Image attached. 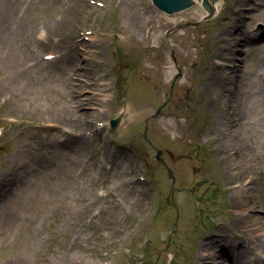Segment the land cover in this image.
Listing matches in <instances>:
<instances>
[{"label":"rangeland","instance_id":"rangeland-1","mask_svg":"<svg viewBox=\"0 0 264 264\" xmlns=\"http://www.w3.org/2000/svg\"><path fill=\"white\" fill-rule=\"evenodd\" d=\"M8 1L19 24L0 39V202L12 207L0 264H195L207 236L243 243L241 211L255 212L224 168L252 164L264 202V140L251 133L264 116V4L219 0L205 21L202 4L170 14L154 0ZM236 36L254 42L229 51ZM212 72L220 81L206 89ZM220 107L249 120L222 136ZM145 131L174 182L133 150ZM17 166L22 189L9 183Z\"/></svg>","mask_w":264,"mask_h":264},{"label":"bare ground","instance_id":"bare-ground-1","mask_svg":"<svg viewBox=\"0 0 264 264\" xmlns=\"http://www.w3.org/2000/svg\"><path fill=\"white\" fill-rule=\"evenodd\" d=\"M2 2L6 5H2ZM18 3L19 0H16ZM249 5H251L252 10L258 9L262 4H264V0H248ZM219 6V0H216L214 3V12ZM11 5L8 0H0V39L7 37V27L8 29L10 28V24L15 17V13L13 17L11 16ZM262 18L263 16L260 15ZM17 13H16V18H17ZM14 23L17 25L19 24V19L13 20ZM20 26V29L18 31V36L22 38V36L25 35L26 32V26L25 23L22 22ZM253 33V32H252ZM257 36V34H256ZM237 42H234L233 44L230 45L229 51H231L234 47H239L238 50L240 53H243L245 51L244 47L247 46V44H250L251 42H254V40H249V38H238L237 36ZM254 39V38H252ZM257 40V39H255ZM258 41V40H257ZM227 63V64H226ZM264 63V62H263ZM225 65V66H224ZM230 65V64H229ZM224 66L227 70L228 66V60L224 59L222 62H218L217 65H214V69H218V67ZM232 70L230 73H234L235 75L230 77L232 78V87L230 90L233 91L236 85V80L239 75V64H234L231 65ZM237 71V72H236ZM171 73V72H170ZM228 73V74H230ZM229 77L227 78L228 80L230 79ZM264 81V76L262 78ZM260 80V81H262ZM220 79L217 75H215L214 72L211 73L210 79L208 82V85L206 89L215 86L217 82H219ZM263 89H264V83H263ZM228 90H225V93L227 94ZM241 98L239 99L240 107L242 104L245 102L244 101V92H241ZM252 101V99L250 98ZM216 101L215 103H217ZM225 104V102H224ZM226 105V104H225ZM66 116H63V120L67 124H73L72 120L73 118L67 117L68 112L65 113ZM251 114V112H250ZM216 124L220 127L221 129V135L225 136L227 134L226 130L228 129V126L236 125L237 123L240 125L241 121L245 119L248 121L249 117L247 114L242 113L240 111L239 113H236L234 115L228 116V118H225V112L223 111L222 107L218 108L216 113ZM262 124L259 126H254L251 133L253 135H256L260 140H264V116L262 118ZM213 140H218V137L213 138ZM227 147V148H226ZM222 147L224 149V156L228 158V154L232 156L233 153H230L232 150L231 147ZM262 156L264 157V143H263V152ZM225 170L227 173H230L231 176L228 178V186L230 188L231 192H234L236 194V197H239V200L237 201V204L240 207H246L248 204H250V211L255 212V214H250L247 213L244 214V211H241V214L244 215V217L247 219L248 222H244L240 220V223L246 224V227L241 226L243 229H245L246 237L244 238L243 243L242 242H231L228 241L224 245L220 244L219 239L223 236L221 234H215V235H210L207 236V238L204 239V241L201 243V248L199 252L197 253V258L195 264H264V215L260 214L257 211H261L260 206L264 207V202L263 201H257L254 199V193H253V182L254 179H252L251 174L248 172L252 171V167H254L252 164L250 165L249 163L247 165H243L242 163H231L229 161H226L225 163ZM22 169L13 167L12 173L14 174V180L9 179V183H14L15 186L16 184H21L19 189H22L25 187L26 183H23L24 178L22 176ZM29 173V172H28ZM28 177H33V174L30 172ZM6 184V183H5ZM18 186V185H17ZM3 193L6 191L5 187L2 189ZM248 195V197H247ZM246 196V198H245ZM17 197H24L22 194L18 195ZM238 206V208H239ZM259 207V209H258ZM12 207H10L9 202H0V221L1 225L4 227L5 223V228L7 225L11 224L10 220V215L12 213L11 211ZM264 212V211H263ZM30 219V218H28ZM122 231V228H121ZM251 250L253 252H257V258H260V262L256 261L255 263L252 262L249 257L247 256L248 251ZM251 258V257H250Z\"/></svg>","mask_w":264,"mask_h":264},{"label":"water","instance_id":"water-1","mask_svg":"<svg viewBox=\"0 0 264 264\" xmlns=\"http://www.w3.org/2000/svg\"><path fill=\"white\" fill-rule=\"evenodd\" d=\"M216 0H154V7L160 10H164L170 14L182 9L183 7L194 6L198 4H202V8L204 10V18L205 21L207 17L214 13V3ZM119 123L118 119L113 120V126L116 127ZM151 145V142H148ZM154 151H156V159L164 162L168 168V172H170V177L174 179L173 171L170 167H168L166 161H164L162 154L163 151L159 149H155L152 147Z\"/></svg>","mask_w":264,"mask_h":264}]
</instances>
